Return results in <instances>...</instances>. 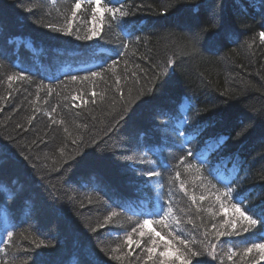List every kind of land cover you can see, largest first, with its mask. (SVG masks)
I'll list each match as a JSON object with an SVG mask.
<instances>
[{
  "label": "trees",
  "instance_id": "1",
  "mask_svg": "<svg viewBox=\"0 0 264 264\" xmlns=\"http://www.w3.org/2000/svg\"><path fill=\"white\" fill-rule=\"evenodd\" d=\"M93 7L0 0V264H264V0Z\"/></svg>",
  "mask_w": 264,
  "mask_h": 264
},
{
  "label": "snow or ice",
  "instance_id": "2",
  "mask_svg": "<svg viewBox=\"0 0 264 264\" xmlns=\"http://www.w3.org/2000/svg\"><path fill=\"white\" fill-rule=\"evenodd\" d=\"M94 3H95V7H93L92 9V20L95 21L96 20V14L98 12L101 11V8H100V5H101V0H94ZM81 8V4L79 2L75 3V9L79 10ZM104 11H107V12H113V14L115 13V11L117 10H114V9H111V8H107V9H104ZM72 15L73 17L76 15V12L73 11L72 12ZM120 15L123 16L125 15L124 12H120ZM215 18V17H213ZM69 32H71V23H69ZM97 35V32L94 30L92 32V36H96ZM260 36L262 38H264V32L260 33ZM89 39L92 38V37H88ZM93 75H97L96 73H93ZM9 79H11V77H9ZM73 80L76 79V77H72ZM189 155H191V153H189ZM3 165H0V168H2ZM149 175H152V173H149ZM229 196H231L233 199H235L237 196L240 197V200L238 201V204H237V210L239 211V204H243L244 203V199L246 198L245 197V194L240 192L239 190H234L232 189L231 187L228 188V193H227ZM201 199H203V197H201ZM256 213L253 212L252 216H248L246 215L245 213H241V216H243L248 222H249V227H252L254 228L257 224H264V209L261 210V212L259 213V220L257 219H253V216H255ZM150 224V221L149 220H145L144 221V225L147 226ZM249 227H245L244 228V231L247 232L249 231ZM233 228H235V222H233ZM152 231L155 233V236L159 237L160 240L164 241L165 242V250L160 252L159 255L161 257H165L166 259L164 260H161L160 264H174V261L175 260H180L182 259V257L178 254H175L173 253L170 248L167 247V245H169L171 243V241H167L163 236H161V234L157 231H155V229H152ZM9 236H11L12 234L9 233L8 234ZM141 235H143V233H141ZM221 235H223V233H221ZM132 241L129 240V244H131ZM153 243H156V241H153ZM252 248H256L260 251L261 253V256H260V259L262 261H264V243H259V244H253L252 245ZM252 248H248L247 251L248 252H251L252 251ZM148 253H149V256L148 258L149 259H152V256L151 254L156 252V248L152 247V248H148L147 249ZM196 253H192V256H195ZM232 257L230 256L229 259H231ZM199 264V262H198Z\"/></svg>",
  "mask_w": 264,
  "mask_h": 264
},
{
  "label": "rangeland",
  "instance_id": "3",
  "mask_svg": "<svg viewBox=\"0 0 264 264\" xmlns=\"http://www.w3.org/2000/svg\"><path fill=\"white\" fill-rule=\"evenodd\" d=\"M92 65V62H82V63H78L75 66H73V68L76 69H80V68H86L88 66ZM149 227V225H148Z\"/></svg>",
  "mask_w": 264,
  "mask_h": 264
}]
</instances>
